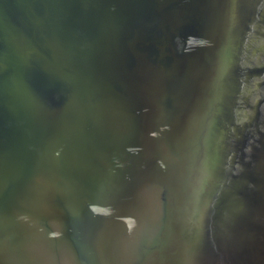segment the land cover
Masks as SVG:
<instances>
[{"label":"water","instance_id":"1","mask_svg":"<svg viewBox=\"0 0 264 264\" xmlns=\"http://www.w3.org/2000/svg\"><path fill=\"white\" fill-rule=\"evenodd\" d=\"M0 264H264V0H0Z\"/></svg>","mask_w":264,"mask_h":264}]
</instances>
